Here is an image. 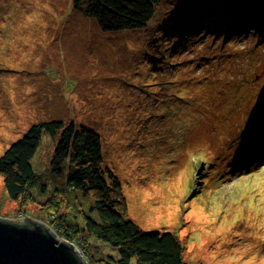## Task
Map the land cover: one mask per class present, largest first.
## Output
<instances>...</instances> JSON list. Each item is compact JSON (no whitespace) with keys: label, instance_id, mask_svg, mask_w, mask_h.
Returning <instances> with one entry per match:
<instances>
[{"label":"rangeland","instance_id":"1","mask_svg":"<svg viewBox=\"0 0 264 264\" xmlns=\"http://www.w3.org/2000/svg\"><path fill=\"white\" fill-rule=\"evenodd\" d=\"M250 3L159 0L142 29L104 34L71 0H0V156L39 122L84 126L100 136L103 168L139 230L175 234L186 264L260 263L264 140L253 155L243 149L264 129V36L223 26L232 6L255 17L260 5ZM54 146L42 134L32 164L47 193L59 186ZM35 190V203L19 204L0 177V218L34 219L45 200ZM73 207L61 211L74 218ZM87 243L94 261L117 259L116 249Z\"/></svg>","mask_w":264,"mask_h":264},{"label":"trees","instance_id":"2","mask_svg":"<svg viewBox=\"0 0 264 264\" xmlns=\"http://www.w3.org/2000/svg\"><path fill=\"white\" fill-rule=\"evenodd\" d=\"M158 1L71 0V4L75 10H80L92 21L90 25L94 24L104 34H116L145 27L154 16L155 4ZM251 2L250 4L260 5L262 11L252 18L232 6L230 21L223 24L229 27L226 28L227 32L231 28L242 26L239 32L251 27L253 34L264 36L262 32L256 33L257 30H264V0ZM219 17H225L224 11ZM221 23L220 21L217 25ZM3 25H6V22H3ZM11 25L12 23H9V26ZM6 36V30L0 32V39ZM4 54L3 52L2 57ZM179 78L183 79L181 75ZM263 93L264 91L261 92V101ZM261 124L264 126V121ZM262 133L255 135L254 140L247 141L262 142L264 138L256 139ZM42 134H48L55 141L49 173L59 186L54 187L53 192H48L51 195L47 193L45 185L39 183L32 165L40 147ZM246 148L247 146L243 149L245 157ZM242 159L244 158L238 156L235 161L238 164L237 172L243 168ZM0 177L7 197L19 204L35 203L32 193L37 189L39 196L45 200L39 202L34 210V219L27 216L31 215L29 213L24 215V218L41 221L58 237L77 246L88 264H186L183 261L184 247L175 234L141 231L127 218V203L120 182L110 170L103 168L100 136L84 126L60 121L39 122L30 126L21 139L1 154ZM72 192L76 196L70 195ZM79 200L86 204V209L81 206ZM64 205L74 206L73 210L77 216L68 218L62 213ZM89 239L116 249L117 259L99 258L94 261L92 257L87 256L83 247Z\"/></svg>","mask_w":264,"mask_h":264},{"label":"water","instance_id":"3","mask_svg":"<svg viewBox=\"0 0 264 264\" xmlns=\"http://www.w3.org/2000/svg\"><path fill=\"white\" fill-rule=\"evenodd\" d=\"M39 221L0 218V264H86L75 245Z\"/></svg>","mask_w":264,"mask_h":264},{"label":"bare ground","instance_id":"4","mask_svg":"<svg viewBox=\"0 0 264 264\" xmlns=\"http://www.w3.org/2000/svg\"><path fill=\"white\" fill-rule=\"evenodd\" d=\"M261 9H259V10H257V13L260 11ZM262 11V10H261ZM141 73V72H140ZM144 77V76H143ZM145 78V77H144ZM10 84V83H9ZM194 86V85H193ZM189 89H191V87H189ZM170 91H172L171 89H170ZM201 91V90H200ZM183 92H186V89H184L183 90ZM163 101H165L164 99H163ZM264 104V103H263ZM197 117L199 118V115H197ZM180 125H182V127L183 128H185L186 127V124L185 123H183V122H181V124ZM188 127V126H187ZM187 127H186V129H187ZM169 129H167L166 131H168ZM188 130H190V129H188ZM173 133H174V130L172 131ZM216 135H217V133H216ZM211 136H215L214 134H212ZM257 147V145H255L254 146V142L252 143V144H250L249 146H247V148H246V151L248 152V153H250V155H253L254 153H255V148ZM173 149V151H175V149L174 148H172ZM176 156V155H175ZM182 172V171H181ZM180 172V173H181ZM180 176H182L181 174H180ZM181 180V179H180ZM176 181H178V178L176 179ZM174 185H176V187L178 188L179 186H180V184H178V183H174ZM62 239V238H61ZM60 239V240H61ZM62 241H64V240H62ZM64 242H66V241H64ZM66 243H68V242H66ZM260 258V257H259ZM263 258V257H262ZM258 264H264V260H261V262L260 263H258Z\"/></svg>","mask_w":264,"mask_h":264},{"label":"built area","instance_id":"5","mask_svg":"<svg viewBox=\"0 0 264 264\" xmlns=\"http://www.w3.org/2000/svg\"><path fill=\"white\" fill-rule=\"evenodd\" d=\"M75 247L77 248V250L79 249L77 246H75ZM79 252L81 253L80 255L83 256V253L80 251V249H79Z\"/></svg>","mask_w":264,"mask_h":264}]
</instances>
